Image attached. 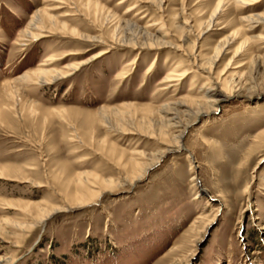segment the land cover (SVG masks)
Returning a JSON list of instances; mask_svg holds the SVG:
<instances>
[{
  "label": "rangeland",
  "instance_id": "374dc122",
  "mask_svg": "<svg viewBox=\"0 0 264 264\" xmlns=\"http://www.w3.org/2000/svg\"><path fill=\"white\" fill-rule=\"evenodd\" d=\"M219 1L0 0V264H264V24L244 19L264 1L226 0L208 28ZM40 10L56 26L45 18L46 37H24ZM120 19L169 44L113 47ZM231 36L211 82L248 90L193 120L183 148L144 178L70 208L79 177L89 192L125 183L172 143L163 107L204 99L211 83L196 64ZM101 51L57 81H19ZM39 206L67 210L37 225Z\"/></svg>",
  "mask_w": 264,
  "mask_h": 264
},
{
  "label": "bare ground",
  "instance_id": "6f19581e",
  "mask_svg": "<svg viewBox=\"0 0 264 264\" xmlns=\"http://www.w3.org/2000/svg\"><path fill=\"white\" fill-rule=\"evenodd\" d=\"M226 0H220L219 5L215 8L213 11L210 20L208 21V28L212 26L214 22L217 21L218 19V14L220 13V6L221 3L223 4ZM261 1V0H260ZM264 1V0H263ZM90 2V1H89ZM240 2V0H236L233 2V4ZM83 3V2H82ZM90 4V3H89ZM225 4H232L231 1H226ZM246 4V3H244ZM162 2L159 4V8L161 7ZM250 5V4H249ZM246 6V5H245ZM45 18H48L51 20L53 26H56L54 24H57L56 21L53 19V15H48L46 12L40 10L34 12L32 18L30 19L28 25L26 28L23 30L22 34H24V37H30L31 39H39L46 37L45 34L47 32H50V30H53L54 28L49 25L47 27L45 25ZM56 19V17H55ZM245 20L249 21L250 23H258L257 25L264 24V13H256L252 14L250 16H247L244 18ZM262 26V25H261ZM51 27V28H50ZM193 26L190 25V28ZM66 28V25H62L61 29ZM115 31L118 38L113 41V47L114 45H119L123 47H133L134 49L137 50H149V51H154L159 49L162 46H165L169 44L168 42L164 41L166 37V33H162L159 31V35L157 34H150L147 30L139 28V26L133 24L132 22L128 20H122L116 24ZM156 30V29H155ZM75 31V30H74ZM147 31V32H146ZM75 33V32H74ZM80 36V35H79ZM235 40V36H231L229 38H226L216 49V52L214 53L213 56L211 57H204L201 62H197V66L201 70V73L207 74L211 83L210 86H205L204 90V99L200 100H195V102H188L187 100H178L174 102L172 105H167L163 107V112L165 113V119L163 120L167 128H177L179 129V133L176 135H173L172 137V143L171 144H166V147L158 150L155 152L150 158V163L146 164L139 172H136V174L132 173L133 176L132 178L128 179L126 178L124 181L125 183H122L121 181H114V180H104L102 183V190L98 192H92V191H87V183L88 178H82L79 177L76 179L75 185L76 189L73 192V194L68 198L67 200L69 202V207L73 208L75 206L82 207L86 206L89 204H92L98 200L104 192H112L116 188L123 186V184H134L136 181L144 178L147 174L148 171L156 167L164 158H166L170 153L174 151V149H182L183 148V138L185 136L186 131L193 125L191 124L193 120H197L198 118L202 116H212L216 114L219 109L222 107L223 103L227 98L232 97L233 95H242V92L245 90H248L247 88H243V83L241 84L238 81L230 80L229 82L225 83L218 79L215 78V82H211V75L213 68L215 64L217 63V60L223 55L227 48L232 44V42ZM105 54V51H101L96 55H93L91 58L85 60V61H80L78 63H74V65H67L64 69L61 68V70H56V69H49V68H44L40 67L35 71L26 72L22 77L19 78V81L22 82H37L39 84L41 83H49L53 81H57L58 79L66 76H70L74 71L78 70L80 66L86 64L87 62L91 61L92 59H95L97 57H100ZM49 60V59H48ZM194 63H196L197 58H193ZM152 65V64H151ZM44 66V65H43ZM181 71V70H180ZM187 70H185L186 72ZM177 72V71H176ZM191 72V71H190ZM175 73V72H174ZM187 75V73H179L178 75L172 74L171 77L173 76H179L177 79L176 78H171L166 79V82H173V81H178L180 78H184ZM167 77V76H166ZM243 80V79H242ZM165 81V80H164ZM181 81V80H180ZM19 83V82H18ZM206 83V82H205ZM209 83V84H210ZM178 84V83H176ZM171 85V83H170ZM169 85V86H170ZM246 85V84H245ZM242 89V90H241ZM240 91V92H239ZM225 92V93H223ZM21 95V94H20ZM171 103V102H170ZM191 103V104H190ZM168 104V103H167ZM104 109V108H103ZM184 113V115L188 116V119H184L183 117L180 116V113ZM186 117V116H185ZM163 130V129H162ZM163 132V131H161ZM125 133V132H124ZM165 134V132H164ZM172 135V134H171ZM165 145V144H164ZM178 150V151H179ZM4 168V167H2ZM3 175H9L8 173L5 174L3 170H0V176ZM10 176V175H9ZM90 179V178H89ZM196 179V177H195ZM93 185V184H92ZM86 189V190H85ZM66 195V194H65ZM32 204L26 205L24 208L26 210L31 209ZM50 207V206H49ZM33 208V207H32ZM76 208V207H75ZM39 212H37V225L44 224L47 219H49L53 214H56L60 211L67 210L66 206H57V207H52L51 209L43 208L39 206L37 208ZM218 216L215 215L212 220L209 221L208 224H211L212 222H215L216 218ZM36 220V219H35ZM14 224V223H13ZM22 225V224H21ZM19 225V226H21ZM24 225L25 227L28 226ZM33 225V224H32ZM31 225V226H32ZM24 227V228H25ZM34 227V226H32ZM264 229V226L261 227Z\"/></svg>",
  "mask_w": 264,
  "mask_h": 264
}]
</instances>
